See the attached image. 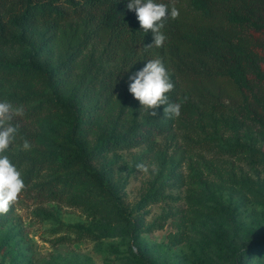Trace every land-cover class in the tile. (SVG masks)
I'll list each match as a JSON object with an SVG mask.
<instances>
[{
  "label": "rangeland",
  "instance_id": "rangeland-1",
  "mask_svg": "<svg viewBox=\"0 0 264 264\" xmlns=\"http://www.w3.org/2000/svg\"><path fill=\"white\" fill-rule=\"evenodd\" d=\"M25 31L47 37L34 60L61 66L63 98L73 84L92 93L91 101L83 97L97 120L88 135L92 140L148 124L150 110L129 92L135 69L126 68L117 84L110 83L118 64L104 56L85 18L70 19L55 32H47L41 21ZM27 50L17 43L0 45V66L9 70L6 63L16 62ZM54 94L27 68L0 73L1 97H29L13 105L22 112L9 121L17 134L5 154L25 188L8 212L0 214V229L10 234L12 244L9 254L0 255V264H141V254L153 264H264L262 252H246L238 262L226 247L243 249L264 237V128L248 126V109H219L212 102L207 108L202 100L180 94L201 110L172 118L155 134L156 144L138 140L103 153L94 167L105 164L110 169L120 199L95 190L87 198L84 193L93 184L66 181L75 167L44 161L47 152L67 145L68 111L30 110L56 98ZM249 100L256 103L252 96ZM25 140L29 149L23 148ZM230 144L248 145L250 151L235 152ZM137 163L149 170L138 171ZM54 178L65 185L63 198L36 191L37 184ZM117 203L129 217L116 214Z\"/></svg>",
  "mask_w": 264,
  "mask_h": 264
},
{
  "label": "trees",
  "instance_id": "trees-1",
  "mask_svg": "<svg viewBox=\"0 0 264 264\" xmlns=\"http://www.w3.org/2000/svg\"><path fill=\"white\" fill-rule=\"evenodd\" d=\"M130 0H0V45L17 43L28 50L16 62L6 63V70L0 66V73H12L17 68L32 70L55 93L35 104L30 111L42 109L68 111L70 130L65 134L67 145L47 152L44 161L50 164L73 166L76 169L67 178V183L84 182L94 186L84 196L90 198L92 191L105 192L114 199H120L111 184V172L105 165L94 167L103 153L116 149L121 144L131 145L134 141L156 144L155 134L165 130L172 122L164 114L165 105L155 109L148 124L140 129H131L124 135L90 138L92 126L97 120L89 101L92 93L82 92L73 84L63 98L60 93L65 87L61 66H50L34 57L41 53L47 41L46 36L35 38L26 33L31 24L41 21L47 32H55L66 21L85 18L94 36L103 45L106 58L118 64V70L110 74V83H118L128 67L135 72L142 69L149 59H161L175 87L167 93L170 102L181 104V113L191 114L201 110L191 99L198 98L209 108L208 102L216 103L219 109L228 105L249 110L250 128H264V0H156L157 3L175 5L179 18H169L163 32L167 40L160 48L153 46L145 51L144 45L154 42L151 30L145 32L134 10L127 5ZM29 59L25 62V59ZM17 66V67H16ZM252 96L256 103L250 102ZM85 97L89 104L84 103ZM28 98H5L0 101L22 105ZM203 106V107H204ZM62 127L56 130L60 132ZM57 132V133H58ZM248 145L230 144L237 152L248 149ZM250 148V147H249ZM243 151V150H242ZM247 150L246 152H249ZM36 191L46 197L65 196V185L60 179H49L35 186ZM116 214L129 217L126 208L117 203ZM8 232L0 229V255L9 254L12 249ZM231 258L240 262L245 253L262 252L264 237H257L245 248L226 244ZM113 250L119 253L116 245ZM141 264H153L141 254ZM139 262V263H140ZM18 264V263H17Z\"/></svg>",
  "mask_w": 264,
  "mask_h": 264
},
{
  "label": "clouds",
  "instance_id": "clouds-1",
  "mask_svg": "<svg viewBox=\"0 0 264 264\" xmlns=\"http://www.w3.org/2000/svg\"><path fill=\"white\" fill-rule=\"evenodd\" d=\"M129 10H134L137 19L145 32L151 30L154 42L144 45L145 51L153 46L160 48L167 40L163 32L169 18H179V9L175 5L157 3L156 0H130L127 5ZM129 92L140 101L143 108L149 109L150 115L156 116L155 109L165 105L164 114L169 118H177L181 115V104L170 102L167 93L175 87L171 81L161 59H149L145 66L129 76ZM22 109L14 108L10 102L0 101V214H6L18 195L25 188L24 180L16 166L10 161L6 150L15 141L17 127L9 123L14 115H19ZM24 149H29L27 140L23 143ZM138 171L147 172L148 166L144 163L135 165ZM153 172L157 169L153 167Z\"/></svg>",
  "mask_w": 264,
  "mask_h": 264
}]
</instances>
